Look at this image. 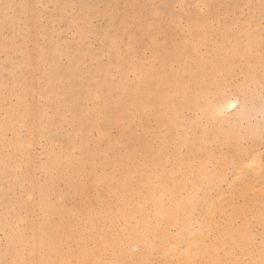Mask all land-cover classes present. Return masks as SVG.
<instances>
[{"label":"rangeland","instance_id":"374dc122","mask_svg":"<svg viewBox=\"0 0 264 264\" xmlns=\"http://www.w3.org/2000/svg\"><path fill=\"white\" fill-rule=\"evenodd\" d=\"M114 1L0 0V85L6 84L0 90L4 264H11L13 253L21 259L28 252L12 239L42 228L49 236L71 235L83 241L89 258L96 254V264H113L116 254L109 248L99 252L100 248L115 241L117 249H127L125 240L133 236H140L147 249H128L126 261L149 264L158 258L164 239L183 227L187 235L206 239L228 225H251L257 237L264 232V101L260 76L253 79L248 67L258 64L264 40L261 0H246L229 15L227 2L175 4L188 17L214 23L213 31L222 25L210 43L199 44L181 72L191 92L204 91L201 78L195 83L200 61L206 70L204 81L226 77L234 92L247 98L246 107L215 119L205 116L203 109L172 112L173 106L184 103L182 93L172 88H166L168 112L153 105L139 110L128 102L132 86H142L146 75L136 61L122 70L102 51L117 31L110 17L103 18L115 11ZM155 2L162 6L161 0ZM217 2L215 18L208 7ZM123 10L128 12L124 6ZM74 22L85 29L83 38L72 27ZM189 33L193 36L194 29ZM41 46H47L48 59L40 68L36 63ZM134 50L150 54L142 44ZM216 54L222 55L219 72H214ZM52 67L61 75L57 79L53 72L44 74ZM99 80L109 88L107 99ZM77 115L90 122L81 132L74 124ZM162 118L166 125L159 123ZM253 156L257 167L246 163ZM73 161L78 170L69 189L60 176L69 178ZM102 174H110L106 186L97 184ZM207 218H214L212 228ZM199 243H192L193 248Z\"/></svg>","mask_w":264,"mask_h":264},{"label":"bare ground","instance_id":"6f19581e","mask_svg":"<svg viewBox=\"0 0 264 264\" xmlns=\"http://www.w3.org/2000/svg\"><path fill=\"white\" fill-rule=\"evenodd\" d=\"M162 6H158L155 0H141L137 3H132L130 1L124 0H115L112 5L115 8V11L103 14V18L110 17L113 25L117 27L116 33H114L112 39L110 40V46L104 47L102 51L110 53L113 58L116 60V65L118 68L124 70L129 67L130 61H136L137 66L140 67L146 75L145 83L142 86H132V90L128 95V102L132 104L135 108L139 110H146L148 105H153L154 108H158L159 111L168 112L166 108L165 99L168 97V92L166 88H172L174 92L179 91L184 97V103L181 105H175L171 108L172 112H177L178 109L190 108L191 110L203 109L205 116L211 117L210 119H215L216 117L208 111L209 105L206 100L205 92L198 89L196 92H191L185 85V76L181 75L187 65L189 64L190 55L194 53L199 44L210 43L212 36L216 31L222 26L218 25L217 30L213 31V25L210 21L207 20H198L196 16L188 17L184 10H176V5L181 4L184 6L186 0H161ZM196 1V0H194ZM222 3H228L225 10V15L231 14L232 10H235L238 5L245 3L246 0H217ZM126 4V5H124ZM176 4V5H175ZM217 3H213L208 7V11L211 16L215 18L218 16V7ZM124 8H127L128 12H124ZM109 10V9H108ZM226 19V17H225ZM214 20V19H213ZM234 22V21H233ZM225 23H232L226 21ZM73 28H76L77 33L81 38L85 36L84 28H81L78 22L71 23ZM86 26L88 27L89 25ZM68 25L64 24L63 28H67ZM125 27L127 29L125 30ZM194 29V35L192 36L189 33V29ZM90 29V28H88ZM223 33H219L222 35ZM223 42V41H222ZM219 43V42H218ZM137 44H142L147 50L150 51V54H139L134 50V46ZM38 60L37 66L43 67L44 63L47 61V46H41L37 48ZM50 58V57H49ZM221 54H216V59L218 60L214 65V72H219L221 70ZM228 58V56H225ZM234 55L230 59V64H233ZM198 77L195 79V83H198L199 78H201L204 83V78L206 75V70L203 68L202 62H197L195 67ZM46 71H50L45 73ZM191 71V70H190ZM189 71V72H190ZM54 73V78L56 76H61L57 72H54L53 67L50 70H45L44 74L47 76L50 73ZM188 72V70H186ZM68 74V73H67ZM71 75V74H70ZM231 76L230 73H228ZM198 81V82H197ZM98 87L104 90L106 99L109 97L108 87L105 86L100 80L98 81ZM202 89L203 84H199ZM6 84L0 85V90L6 89ZM77 97H81L80 93L76 94ZM218 98V97H217ZM169 99V98H167ZM152 100V102H151ZM226 107V105H225ZM233 111L232 109H227L225 111ZM38 112H36L37 114ZM224 113V114H225ZM90 123L85 116L77 115L74 118V124L80 128L81 132L85 129ZM161 125H166V119L162 118L159 120ZM84 139V138H83ZM196 146V145H194ZM198 146H201L199 144ZM70 164L71 174L69 178H66L67 175L61 174V178H65L68 183L69 189L72 188L73 183L72 178L75 177L78 166L72 162ZM247 165L258 166V160L256 156H253L247 160ZM243 163H239L240 169L243 167ZM239 167H237L239 169ZM239 169V170H240ZM243 172V171H241ZM135 173V172H134ZM100 176L107 177V184H109V175L102 174ZM106 183L102 185L106 186ZM71 184V185H70ZM128 189L130 187L126 185ZM40 193V192H39ZM43 203L45 200H42ZM53 210L50 207H47L46 211ZM54 211V210H53ZM238 213L240 210L237 211ZM211 228L215 224L214 218H207ZM249 219V217H248ZM187 223L189 221L187 220ZM186 224V219L184 221ZM234 228L232 225H228L226 229ZM245 228V227H244ZM247 228V227H246ZM245 228V229H246ZM39 230H36L37 243H39L38 237H40ZM206 236L202 235L200 238L199 235H187L184 227L177 235H168L166 240L164 239L165 245L161 246L158 252V258L151 260L149 264H205L208 259L206 255V249L204 245L206 243H211V240L205 238ZM214 238V237H213ZM14 241V239H12ZM201 240L203 242H200ZM200 242L196 248H193L192 243ZM117 242H109L105 248H100V251L107 250L108 248L116 252L113 257V262H124L127 257V250L133 248H140L142 253L146 251L144 243H142V238L140 236H133L125 240L124 248L127 249H117ZM1 252V251H0ZM140 255L134 256V259L137 260ZM13 260L19 259V256L15 253L12 254ZM89 258V256H88ZM21 259L32 260L34 257L31 255L29 250ZM90 259V258H89ZM96 254L92 256V261L96 262Z\"/></svg>","mask_w":264,"mask_h":264},{"label":"snow or ice","instance_id":"6c2138e0","mask_svg":"<svg viewBox=\"0 0 264 264\" xmlns=\"http://www.w3.org/2000/svg\"><path fill=\"white\" fill-rule=\"evenodd\" d=\"M11 6L5 5V8ZM261 7L264 9V0H261ZM249 75L255 79V75L260 76L262 87L261 99L264 101V40H262L259 51L258 64H249ZM204 91L210 111L213 116L224 115L227 109L240 110L246 107L247 98L241 99L230 87V81L225 78L205 79ZM218 97V98H217ZM226 105V107H225ZM231 114V113H229ZM264 139V130L261 132ZM115 181V177H113ZM107 182V177L97 178V184ZM264 223V219H262ZM7 231V226L5 227ZM211 243L204 245L208 256L205 264H264V232L257 237L252 230V226L240 229H225L217 231L215 237H209ZM17 245L24 246L25 251H31L34 257L32 260L17 259L11 264H96L88 258L89 253L83 246V241H74L71 235L49 236L42 228L39 243L35 233L28 234L21 232L14 238ZM0 264H4L0 261ZM118 264V262H113ZM119 264H129V262H119Z\"/></svg>","mask_w":264,"mask_h":264}]
</instances>
